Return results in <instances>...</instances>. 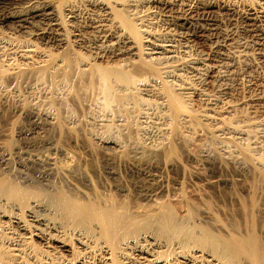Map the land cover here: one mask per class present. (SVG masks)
Masks as SVG:
<instances>
[{"label": "rangeland", "instance_id": "obj_1", "mask_svg": "<svg viewBox=\"0 0 264 264\" xmlns=\"http://www.w3.org/2000/svg\"><path fill=\"white\" fill-rule=\"evenodd\" d=\"M43 1L55 7L62 16L68 10L75 11L76 19L71 20L68 14L64 22L68 30L69 56L80 70L77 73L53 69L51 75L38 72L14 80L1 77L0 143L9 152L20 148L31 152L33 158L54 162L56 167L50 176V187H45L47 191L60 188L82 195L85 191L98 192L103 199L111 195L121 201L123 197L112 192L119 184L128 189L134 204L156 209L164 201L176 208L179 218L185 216V209L181 207V198L185 195L199 216L203 214L204 204L212 202L218 222L235 221L242 225L238 212L244 203L252 197L264 201V127L252 123L264 115V102L253 100L258 95L264 97V21L250 32L243 18L244 11L254 5L248 0H140L146 1L138 9H148L144 14L151 19L149 30L174 33L181 49L187 45L189 55L204 60L205 67L198 82H194L188 93H182L177 86L180 82L166 80L168 84L164 86L160 82L152 83L149 74L133 66L132 56L94 58L88 50L89 43L85 42L88 40L80 37L89 34L90 29L84 30L82 26L105 22L112 16L109 11L100 10L88 0ZM181 2L195 7L187 13L195 24L187 29L177 28L175 24L176 17L182 13ZM216 24L225 25L236 43L239 41L237 44L247 50L248 56L237 57L233 62L219 59L218 52L225 48L222 35L212 30ZM77 29L81 30L80 35ZM0 30L3 34L9 31L7 27H0ZM16 35L21 39L20 32ZM258 41L263 42L262 45L257 46ZM49 46L51 52H58L57 46ZM1 47L0 58L7 59L8 51ZM11 58L13 63H18L14 56ZM88 63L96 64L95 69L116 68L129 77L130 85L125 86L123 75L122 79L112 76L106 84L101 83L94 74L81 71ZM185 72L182 79L194 77L188 70ZM226 73L232 74L230 81L222 77ZM226 84L228 88L225 89ZM164 89L177 93L191 116L189 119L172 116L161 97ZM215 98L218 106H222L223 101L225 105L226 100L232 102L220 112L223 121L205 119V114L212 113L207 101ZM36 114L41 118L37 119ZM170 145L174 146L176 154L166 159L163 153ZM55 149L58 152L54 153ZM106 152L123 153L125 159L104 157ZM149 167L155 174L153 183H169L171 190L167 196H155L143 202L133 192L132 185L144 181L135 174L136 169L150 171ZM174 182L182 185L183 193L171 188ZM258 222L261 231L258 230V237L264 240V217ZM237 233L245 235L241 229Z\"/></svg>", "mask_w": 264, "mask_h": 264}, {"label": "bare ground", "instance_id": "obj_2", "mask_svg": "<svg viewBox=\"0 0 264 264\" xmlns=\"http://www.w3.org/2000/svg\"><path fill=\"white\" fill-rule=\"evenodd\" d=\"M149 1L154 0H147ZM248 1L254 8L245 10L243 18L248 22L249 29L246 30L251 32L254 31L252 27H259L264 21V0ZM88 2L100 10L109 11L110 16L112 15L110 19H105V22L82 26L84 30L90 29L87 35H80L81 30H76L83 40H88L85 42L89 43L88 50H91L94 58L132 56L133 66L136 65L144 70L145 74H149L152 83L160 82L164 86L168 84L166 80L180 82L177 86L182 93H188L194 82H198L202 68L205 67L204 60L189 55L187 45L181 49L182 47L176 44L178 40L175 39L174 33L163 34L149 30L151 19H147L144 14L148 9L143 10L144 12L138 9L139 5L146 1ZM202 5L200 7H203ZM179 7L182 13L176 17V27L185 29L193 26L195 20L187 17V13L195 7L186 2L179 3ZM74 12L68 10L67 14L62 16L55 7L43 0H0V27L9 29L6 34L0 30V46L8 51L7 59H1L0 56V78L14 80L23 78L24 75H36L38 72L51 75L53 69L79 73L80 69L78 70L76 63L69 56V43L66 39L68 30L64 22V17L68 14V18L75 20ZM212 30L222 35L224 43L222 47L225 51L217 50L219 59L233 62L237 57L248 56L247 50L237 44L239 41L236 43L237 40L232 38L225 25L216 24ZM18 32L22 34L21 39L16 35ZM259 41L257 46L263 43ZM51 44L57 46V53L47 48ZM13 56L20 62L13 63ZM95 65L85 64L81 71H86L84 74H94L103 84L112 76L119 79L124 76V83H127L125 86L130 85L129 77L116 68L95 69ZM185 70L193 73L195 80H191L192 77L182 79ZM222 77L230 81L232 74L226 73ZM227 84L223 88H228ZM176 94L173 90L164 89L161 97L173 117L189 119L191 116L185 111ZM217 100L208 99L207 106L212 113H204L206 120H224L220 119V112L232 102L226 100L225 105L223 101L222 106H218L215 104ZM253 100L264 102V97L258 95ZM262 106L263 112L261 108L259 112L264 114V105ZM36 117L41 118V115L36 114ZM260 118L252 123L264 127V115ZM56 152L57 149L54 153ZM175 152L174 146L170 145L163 154L167 159L176 154ZM30 153L21 151L20 148L9 152L7 147L0 143V264H264V240L258 237V220L264 217V201L252 197L244 203L238 212L241 225L235 221L228 224L218 222L212 202L204 204L203 214L199 216L185 195L181 196V207L185 209V216L179 218L176 208L164 201L160 202L156 209L134 204L128 189L119 184L115 185L112 192L116 193L115 196H122L121 201L111 195L107 200L103 199L98 192L85 191L82 195L73 192L74 190L71 193L60 188L47 191L45 187H50V176L56 166H53L54 162L33 158ZM103 156L115 160L125 157L119 152H106ZM16 158L18 161H14ZM137 169L135 174L144 179L142 183L132 185V190L138 198L149 202L155 196L168 195L171 190L169 183H153L156 179L151 167L150 171ZM112 170H108L111 175ZM216 181L217 179L213 183ZM180 183L174 182L171 188L184 190ZM238 229L244 231L245 235H239Z\"/></svg>", "mask_w": 264, "mask_h": 264}]
</instances>
